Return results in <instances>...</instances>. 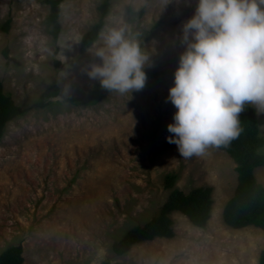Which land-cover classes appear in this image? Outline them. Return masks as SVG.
Masks as SVG:
<instances>
[{
  "label": "rangeland",
  "instance_id": "obj_1",
  "mask_svg": "<svg viewBox=\"0 0 264 264\" xmlns=\"http://www.w3.org/2000/svg\"><path fill=\"white\" fill-rule=\"evenodd\" d=\"M102 1L64 0L54 38L44 0H0L4 93L26 108L55 80L61 88L47 107L9 122L0 139V253L21 244L24 264H259L264 231L223 220L238 184L233 158L217 147L185 158L166 139L176 111L168 89L197 0H111L104 25L123 17L147 56L143 70L162 74L140 90L111 91L95 102L100 83L87 70L100 59L90 51L94 43L86 52L80 46ZM257 114L264 135V112ZM168 175L184 192L213 188L206 226L173 212L172 238L115 255L114 242L158 215L172 191ZM255 175L264 184V166Z\"/></svg>",
  "mask_w": 264,
  "mask_h": 264
},
{
  "label": "clouds",
  "instance_id": "obj_2",
  "mask_svg": "<svg viewBox=\"0 0 264 264\" xmlns=\"http://www.w3.org/2000/svg\"><path fill=\"white\" fill-rule=\"evenodd\" d=\"M182 32L186 47L167 97L176 109L167 125L173 135L166 139L188 158L236 139L246 104L264 112V0H197ZM90 51L100 62L87 74L103 88H143L147 56L123 17L109 18Z\"/></svg>",
  "mask_w": 264,
  "mask_h": 264
},
{
  "label": "trees",
  "instance_id": "obj_3",
  "mask_svg": "<svg viewBox=\"0 0 264 264\" xmlns=\"http://www.w3.org/2000/svg\"><path fill=\"white\" fill-rule=\"evenodd\" d=\"M64 0H44L49 6V14L46 19L48 33L54 38L61 31V4ZM111 0H103L99 6V19L88 29L81 40L80 50L86 52L98 39V33L104 26V19L109 12ZM9 23V21H8ZM8 25V24H7ZM146 81L159 78L162 71H145ZM58 80L48 87L36 101L29 107L23 108L17 105L11 96L4 93L0 80V139L5 133L6 126L14 119L25 115L31 109L45 108L51 99L60 94ZM97 97L95 102L107 97L110 90L100 84L96 86ZM242 131L226 147H217L227 152L236 163L238 184L233 196L226 202L223 208V220L233 229H243L249 226L257 227L264 231V184L257 180L255 170L264 166V135L260 131L259 117L253 105H245L239 114ZM169 143V142H168ZM175 175L165 178V186L172 189L167 200L160 208L158 215L141 226L128 231L120 240L112 245L115 255L126 254L130 249L141 242L151 241L155 238H172L174 236L173 220L171 214L179 212L186 216L190 222L200 228H204L211 217L213 209V188L201 186L184 192L174 188ZM23 246L12 245L0 253V264H24ZM259 264H264V249L259 256Z\"/></svg>",
  "mask_w": 264,
  "mask_h": 264
}]
</instances>
